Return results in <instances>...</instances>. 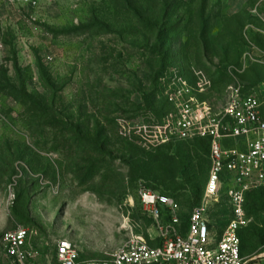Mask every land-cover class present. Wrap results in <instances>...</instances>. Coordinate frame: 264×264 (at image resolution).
Returning a JSON list of instances; mask_svg holds the SVG:
<instances>
[{"label": "rangeland", "instance_id": "rangeland-1", "mask_svg": "<svg viewBox=\"0 0 264 264\" xmlns=\"http://www.w3.org/2000/svg\"><path fill=\"white\" fill-rule=\"evenodd\" d=\"M175 73L209 80L210 112L228 85L259 95L264 0H0V234L28 226L92 259L135 236L153 245L142 186L184 214L204 203L219 233L226 187L204 200L206 139L163 128ZM244 207L241 256L264 255V189Z\"/></svg>", "mask_w": 264, "mask_h": 264}, {"label": "built area", "instance_id": "built-area-1", "mask_svg": "<svg viewBox=\"0 0 264 264\" xmlns=\"http://www.w3.org/2000/svg\"><path fill=\"white\" fill-rule=\"evenodd\" d=\"M168 79L163 95L172 109L163 128L175 139H209L203 196L206 202L212 200L226 186L230 215L223 230H211L206 205L200 203L191 208L186 231L180 233L178 203L142 186L139 201L154 221L159 244L135 236L106 258H83L69 238H46L34 228L18 225L0 234L5 264H245L237 231L248 224L245 193L264 189V79L259 95L244 92L241 84L228 85L213 112L198 101L209 85L205 76L198 75L195 84L178 73Z\"/></svg>", "mask_w": 264, "mask_h": 264}, {"label": "trees", "instance_id": "trees-1", "mask_svg": "<svg viewBox=\"0 0 264 264\" xmlns=\"http://www.w3.org/2000/svg\"><path fill=\"white\" fill-rule=\"evenodd\" d=\"M264 79V78H263ZM243 91H245L244 90V87H243ZM206 139V141H207V153H208V148H209V139L208 138H206V137H202V139ZM196 139H201V137H195V138H192V139H188L189 141H192V140H194V141H197ZM208 155V154H207ZM208 165H209V159H208ZM207 172H208V168H207ZM207 178V177H206ZM145 187H148V186H145ZM223 187H226L225 185L223 186ZM149 188V187H148ZM151 190H153V191H155V192H157V193H161V194H165V195H169V196H171L177 203H178V201L172 196V195H170V194H167V193H165V192H159V191H156V190H154V189H152V188H150ZM258 190H263V189H258ZM251 191H255V190H251ZM251 191H248V192H246L245 193V195H244V201H245V198H246V196H247V194L248 193H250ZM221 192H222V190H221ZM221 194V193H220ZM138 199H139V197H138ZM226 199V198H225ZM139 203H140V201H139ZM141 205V204H140ZM178 205H179V203H178ZM193 207V206H192ZM191 207V208H192ZM191 208L189 209V212H190V210H191ZM243 208H244V210H246L245 209V207H244V203H243ZM227 214H226V216L223 218V220H222V222H220L222 225H223V227H222V229H221V231L223 230V228L225 227V225L227 224V221H228V218H229V215H230V213H229V206H227ZM144 212V211H143ZM189 212L187 213V214H184V212L182 211V210H180V205H179V211H178V215H179V219H180V223H179V225H178V230H179V232L180 233H185V231H186V227H187V219H188V215H189ZM145 213V212H144ZM245 213H246V215H247V212L245 211ZM146 214V213H145ZM147 215V214H146ZM148 216V215H147ZM148 218L151 220V222H152V224H153V226H154V221L152 220V218L151 217H149L148 216ZM165 219H167V217L165 216ZM209 225H210V222H209ZM248 225V224H247ZM247 225H245V226H243V227H241V228H239L238 229V231H237V235H238V237H239V232H240V230H242L244 227H246ZM211 226V225H210ZM220 232V231H219ZM152 240H154L153 242V245H157V244H159V240H158V238L156 237V236H154L153 238H152ZM239 242H240V239H239ZM240 254H241V247H240ZM81 256V255H80ZM82 257V256H81Z\"/></svg>", "mask_w": 264, "mask_h": 264}, {"label": "crops", "instance_id": "crops-1", "mask_svg": "<svg viewBox=\"0 0 264 264\" xmlns=\"http://www.w3.org/2000/svg\"><path fill=\"white\" fill-rule=\"evenodd\" d=\"M245 259V264H264V255L251 256Z\"/></svg>", "mask_w": 264, "mask_h": 264}]
</instances>
